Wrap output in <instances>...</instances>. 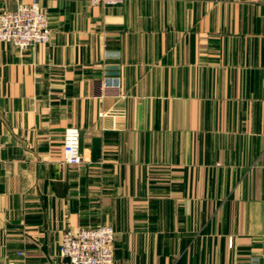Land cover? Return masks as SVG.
Returning <instances> with one entry per match:
<instances>
[{
	"label": "crops",
	"instance_id": "1",
	"mask_svg": "<svg viewBox=\"0 0 264 264\" xmlns=\"http://www.w3.org/2000/svg\"><path fill=\"white\" fill-rule=\"evenodd\" d=\"M38 2L50 44L0 43V264L100 226L116 264H264V0Z\"/></svg>",
	"mask_w": 264,
	"mask_h": 264
},
{
	"label": "built area",
	"instance_id": "2",
	"mask_svg": "<svg viewBox=\"0 0 264 264\" xmlns=\"http://www.w3.org/2000/svg\"><path fill=\"white\" fill-rule=\"evenodd\" d=\"M132 0H89L92 6L115 7ZM52 34L49 14L38 0L20 3L15 9L0 15V43L9 44L20 51L38 45L50 44ZM5 145L0 141V154ZM63 162L68 166H80L84 162L81 132L68 128L63 136ZM116 232L112 227L79 228L67 230L61 240L60 256L68 264H116L114 245ZM22 255V254H20Z\"/></svg>",
	"mask_w": 264,
	"mask_h": 264
}]
</instances>
